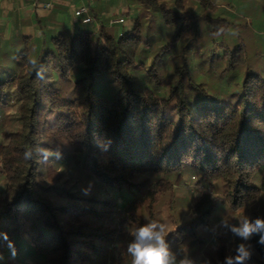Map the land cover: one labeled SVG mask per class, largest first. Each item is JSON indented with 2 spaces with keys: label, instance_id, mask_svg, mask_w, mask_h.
<instances>
[{
  "label": "trees",
  "instance_id": "1",
  "mask_svg": "<svg viewBox=\"0 0 264 264\" xmlns=\"http://www.w3.org/2000/svg\"><path fill=\"white\" fill-rule=\"evenodd\" d=\"M124 2L127 17L141 10L131 28L103 20L97 31L59 27L39 44L18 33L0 45V117L12 110L19 124L0 144V264L29 255L38 264H131L125 228L156 220L159 191L185 178L216 196L165 231L174 253L190 240L224 264L232 233L214 225L218 205L238 220L264 217V70L246 65L240 41L217 53L214 39L228 31L207 17L201 31L184 0ZM202 34L210 49L194 65ZM205 69L220 72L214 92L200 81ZM107 188L119 196H103ZM210 238L221 244L205 245ZM258 239L246 264H264Z\"/></svg>",
  "mask_w": 264,
  "mask_h": 264
},
{
  "label": "rangeland",
  "instance_id": "2",
  "mask_svg": "<svg viewBox=\"0 0 264 264\" xmlns=\"http://www.w3.org/2000/svg\"><path fill=\"white\" fill-rule=\"evenodd\" d=\"M71 5H62L61 13L66 10V20L71 23V25H76L77 28L81 27L86 30L96 31L97 27L100 26L101 21H107L106 24L109 25L108 21L113 18L123 17L125 23L120 26H109V28L114 30H121L125 28H131L133 25L132 18H135L137 14L141 13L140 7L136 9L137 6L133 7L134 10L130 12V16L127 17L124 13L127 11V5L124 0H70ZM168 7H173V0H165ZM84 4L92 9H99V16L95 18V22L92 24H81V20L74 16V11L76 9V4ZM78 5V4H77ZM185 9L196 19L200 30H205L207 26L206 17L212 20V25L219 28L221 31H228V34L225 35L224 41H222L221 36H217L214 39V42L217 43L214 45V50L219 54H224L228 46H236L238 43L244 44L245 48V62L248 64L250 69L262 72L264 70V0H184ZM55 10L53 8L52 12ZM148 13L147 19L152 20L153 23L156 22L155 12L147 10ZM94 16V15H93ZM218 21V22H217ZM189 22V20H188ZM156 24V23H155ZM154 24V25H155ZM68 25V24H67ZM40 36H36L33 41L39 44L44 38H49V31L41 28ZM57 30V29H56ZM155 31V30H154ZM7 35H3L0 38V45L4 40H6ZM240 41V42H239ZM236 43V44H235ZM240 43V44H241ZM209 40L207 35L202 34L201 38L194 44L196 45L191 51V56H193V64L198 65L197 58L201 60L200 53L203 51L206 52L210 49L208 46ZM234 45V46H233ZM219 71L208 72L206 69L199 71L200 81L207 82L209 92H214L218 84V74ZM63 91L68 92L71 90V86L67 83L62 85ZM207 87V86H206ZM62 93V92H61ZM19 127V124L14 118V113L11 110L6 112L3 116L0 117V144L3 143L5 134L10 130H15ZM143 178H140L139 181H142ZM183 180V179H181ZM177 182L175 187L172 189V193L168 191H159L157 195L160 198L159 202L156 205L155 219L158 222H162L166 225L165 231L171 230L174 228V225H182L183 223L190 222L194 219V204L199 201V199L209 193L216 196L213 191V188L204 186V184L196 183L197 179L185 178V180ZM153 179L147 181L149 184ZM3 176L0 174V193L3 189ZM149 186V185H148ZM151 187V185H150ZM147 186L143 187L142 190H145ZM91 190V189H90ZM218 192L221 191L219 187ZM92 191V190H91ZM90 191V192H91ZM115 199L119 196V193L110 188L106 189V192L103 193ZM121 204V202H120ZM259 211V204L254 203L250 206V212L257 213ZM240 214V213H239ZM239 214L233 215L229 210L222 204L218 205L215 217L214 225L217 223L220 224L222 219H226L232 223L238 221ZM251 213H249L250 215ZM146 222H148L146 220ZM177 226V227H178ZM126 234L131 237L128 228L125 230ZM227 253L230 256H234V250L238 244L241 243L240 239L231 235H228L225 231ZM185 242L180 247L178 246L175 249V254L178 259L188 256L192 258L196 264H214L208 258H205L202 249L198 244H193ZM206 243V242H205ZM212 245L213 248L221 243L215 241L214 238L207 240L205 245ZM206 247V246H205ZM215 255V254H213ZM41 259L36 255H29L26 257L22 263L18 264H38ZM222 264V263H221Z\"/></svg>",
  "mask_w": 264,
  "mask_h": 264
},
{
  "label": "clouds",
  "instance_id": "3",
  "mask_svg": "<svg viewBox=\"0 0 264 264\" xmlns=\"http://www.w3.org/2000/svg\"><path fill=\"white\" fill-rule=\"evenodd\" d=\"M49 154L45 151V158ZM30 155L29 152L25 153L26 157ZM55 155L59 158L60 153L56 152ZM84 194H89L87 189L84 190ZM220 227L241 241L236 247L235 256L225 257L224 264H246L252 256V246L248 242L253 237H258L257 243L264 245V217L252 219L245 215L235 223L222 219ZM165 229L164 223L151 220L130 230L132 239L128 242L126 250L131 257V264H196L188 256L177 258L166 239Z\"/></svg>",
  "mask_w": 264,
  "mask_h": 264
},
{
  "label": "crops",
  "instance_id": "4",
  "mask_svg": "<svg viewBox=\"0 0 264 264\" xmlns=\"http://www.w3.org/2000/svg\"><path fill=\"white\" fill-rule=\"evenodd\" d=\"M43 1L49 0H0V38L2 34L9 38L22 33L34 39L40 36L42 27L49 31V35L57 33L59 27L77 29L76 25L72 26L66 20V10L61 13L62 5H68L66 9L71 7H69L72 4L70 0H51L55 8L53 12L36 10L35 5ZM51 13L54 15L52 16Z\"/></svg>",
  "mask_w": 264,
  "mask_h": 264
},
{
  "label": "built area",
  "instance_id": "5",
  "mask_svg": "<svg viewBox=\"0 0 264 264\" xmlns=\"http://www.w3.org/2000/svg\"><path fill=\"white\" fill-rule=\"evenodd\" d=\"M54 3L49 1L39 2L35 5L36 10H43L46 12H51L53 10ZM74 16L81 20L82 24H92L95 22V17L92 14L90 7L84 4L76 5V9L74 11ZM109 26H120L125 23V19L123 17L113 18L108 21Z\"/></svg>",
  "mask_w": 264,
  "mask_h": 264
}]
</instances>
